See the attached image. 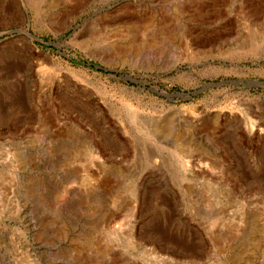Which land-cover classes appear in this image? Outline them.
<instances>
[{
  "label": "rangeland",
  "instance_id": "obj_1",
  "mask_svg": "<svg viewBox=\"0 0 264 264\" xmlns=\"http://www.w3.org/2000/svg\"><path fill=\"white\" fill-rule=\"evenodd\" d=\"M249 81L264 0H0V264H264Z\"/></svg>",
  "mask_w": 264,
  "mask_h": 264
},
{
  "label": "water",
  "instance_id": "obj_2",
  "mask_svg": "<svg viewBox=\"0 0 264 264\" xmlns=\"http://www.w3.org/2000/svg\"><path fill=\"white\" fill-rule=\"evenodd\" d=\"M126 78H129V77L126 76ZM249 84H259V85H264V83H262V82H258V81H249Z\"/></svg>",
  "mask_w": 264,
  "mask_h": 264
}]
</instances>
